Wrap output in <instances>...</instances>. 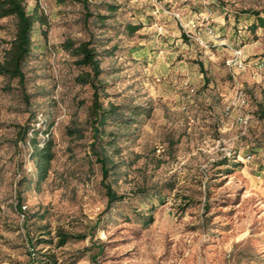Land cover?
I'll use <instances>...</instances> for the list:
<instances>
[{
  "label": "rangeland",
  "instance_id": "1",
  "mask_svg": "<svg viewBox=\"0 0 264 264\" xmlns=\"http://www.w3.org/2000/svg\"><path fill=\"white\" fill-rule=\"evenodd\" d=\"M25 4L47 23L23 84L0 76V264H264V29L251 27L264 0ZM14 31L0 19V57ZM88 40L98 101L123 114L103 128L105 179L88 150L93 88L65 47ZM27 126L52 141L42 182ZM59 232L81 237L57 246Z\"/></svg>",
  "mask_w": 264,
  "mask_h": 264
},
{
  "label": "trees",
  "instance_id": "2",
  "mask_svg": "<svg viewBox=\"0 0 264 264\" xmlns=\"http://www.w3.org/2000/svg\"><path fill=\"white\" fill-rule=\"evenodd\" d=\"M76 1H80L84 5L87 2V0ZM107 8L109 10H114L115 6L108 4ZM253 13L257 15V22L251 26L252 29L255 30L257 27H262L264 29V19L259 17L257 12ZM5 17L14 18L15 31L10 40L6 43L7 46L2 50V55L0 57V76L9 79H17L18 83L23 84L25 80L23 65L31 53L33 43L32 34L34 32L35 24L37 22L40 24H46L47 18L46 15L42 12H37L36 9H33L30 13L27 12L25 0H0V19ZM127 27H129L130 32H134L138 29V26L127 25ZM91 45L92 44L89 40L81 42L76 46H74L73 43H65L66 49L74 51L75 55L78 56L76 63L83 69H87L84 74L76 77V81L80 84H90L93 88L92 103L89 114L92 140L88 144V150L89 154L100 164L102 177L105 179L108 175V170L106 168V161L108 159L106 145L109 143L102 138L103 128L109 121L122 117L123 114L120 112V106L109 104L107 107H104L102 103L98 101L99 87H101V85L97 83V77L101 73V70L99 67V59L97 58L98 54L95 51V48ZM139 114L137 108L131 109L129 111V115L131 116H129L128 119H135L134 117ZM257 116L264 121V109L259 108ZM30 129V156L35 167L36 181L42 182L47 177L51 161L54 158L52 141L50 138H47L42 140V143L40 144V141L36 137L40 130L34 128V126H27L23 131V135H27ZM47 131L48 130H46L45 133H48ZM68 131L71 134L76 132L79 133V130L69 129ZM22 139H24V137H22ZM103 187L105 188L109 202L119 201L123 198L122 195L117 196L115 192L112 191L109 184H103ZM156 199L159 200L160 196H156ZM154 210L155 206L154 204H151L148 208V214L141 216L144 226L152 223ZM56 235L57 246H62L71 239L81 237L63 232H59Z\"/></svg>",
  "mask_w": 264,
  "mask_h": 264
},
{
  "label": "built area",
  "instance_id": "3",
  "mask_svg": "<svg viewBox=\"0 0 264 264\" xmlns=\"http://www.w3.org/2000/svg\"><path fill=\"white\" fill-rule=\"evenodd\" d=\"M191 22V21H190ZM237 53V56H239L240 52L235 51ZM227 65L230 66V60H227ZM241 64V63H240ZM241 103H243V100H241Z\"/></svg>",
  "mask_w": 264,
  "mask_h": 264
}]
</instances>
